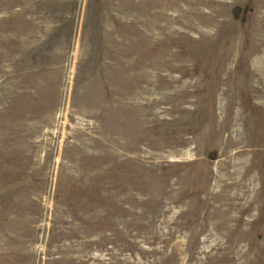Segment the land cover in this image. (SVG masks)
Wrapping results in <instances>:
<instances>
[{
    "label": "rangeland",
    "instance_id": "obj_1",
    "mask_svg": "<svg viewBox=\"0 0 264 264\" xmlns=\"http://www.w3.org/2000/svg\"><path fill=\"white\" fill-rule=\"evenodd\" d=\"M0 264H264V0H0Z\"/></svg>",
    "mask_w": 264,
    "mask_h": 264
}]
</instances>
